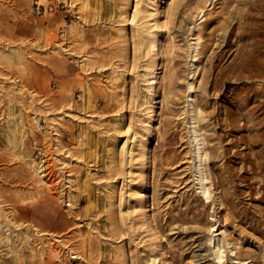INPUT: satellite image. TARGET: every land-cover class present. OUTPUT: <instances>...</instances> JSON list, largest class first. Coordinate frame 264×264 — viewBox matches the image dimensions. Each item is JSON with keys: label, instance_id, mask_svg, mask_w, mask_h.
I'll return each instance as SVG.
<instances>
[{"label": "rangeland", "instance_id": "rangeland-1", "mask_svg": "<svg viewBox=\"0 0 264 264\" xmlns=\"http://www.w3.org/2000/svg\"><path fill=\"white\" fill-rule=\"evenodd\" d=\"M247 1L0 0V264H264Z\"/></svg>", "mask_w": 264, "mask_h": 264}, {"label": "bare ground", "instance_id": "bare-ground-1", "mask_svg": "<svg viewBox=\"0 0 264 264\" xmlns=\"http://www.w3.org/2000/svg\"><path fill=\"white\" fill-rule=\"evenodd\" d=\"M245 5L246 8L244 10H239L238 12L235 13L234 19L237 20L236 26L229 30L227 37L234 33L235 42L244 41L241 47L242 48L241 58H240V64L238 66L239 69H241L240 72L241 71L246 72V77L249 78L255 77L263 81L264 79V0H248L247 2H245ZM224 42H225L224 44L225 46L230 45L227 38ZM222 57H223V53L220 52L217 55V59L220 61ZM253 94L259 97L264 96V92L261 89H259V91L256 90ZM263 104H264V99H262L259 102L257 108L262 107ZM248 112L249 111L247 110V112H245V115H247ZM247 120L250 121V117H247ZM256 123L259 124L260 120ZM252 127L253 125L250 126V128ZM260 129L261 128L252 129L251 132H249V136L247 135L248 137L246 136L244 138H246L250 142L249 143L250 146H253L254 143L256 146H260L259 149L252 154V158L249 159V166L251 171L250 174H260V175L262 174V176L264 177V131H260ZM191 132L193 134V140L195 141V146H196L195 155L198 159V165L195 168V176L200 184V192L203 194L205 198H207L208 190L207 188H205V185L203 184L205 178L202 173V169L200 168V164H201L200 162L202 156H201V148L199 147L197 130L193 128ZM259 188L261 190L260 191L261 196L259 198V201H264V182L260 185ZM215 256L217 259H220L218 248L215 250Z\"/></svg>", "mask_w": 264, "mask_h": 264}]
</instances>
